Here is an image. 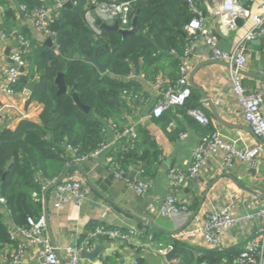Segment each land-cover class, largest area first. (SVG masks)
<instances>
[{
    "label": "crops",
    "instance_id": "0c3cea01",
    "mask_svg": "<svg viewBox=\"0 0 264 264\" xmlns=\"http://www.w3.org/2000/svg\"><path fill=\"white\" fill-rule=\"evenodd\" d=\"M8 1L0 0V4L6 7V17L2 27H5L4 23L6 24V19L11 22L13 19L16 29L25 24L28 26L34 39L45 43L48 37L38 32L34 22L26 18L23 12L18 11L19 5L24 4V2L22 0ZM261 1L241 0V3L257 13ZM223 3L224 0H199L200 8L204 11L205 23L218 41L219 48L231 50L238 35L246 33L249 30L251 19L249 17H240L237 19L238 27L233 28L229 22L231 16L222 10ZM51 4V0L45 1L46 6ZM9 16L12 17L10 18ZM13 47L12 43H4V45L2 43L0 53L9 56ZM247 55L249 62L244 70L264 75V35L248 43ZM211 59L214 58H212L209 48L196 41L195 47L190 50L189 57L184 62L187 63L191 72L197 64ZM160 66L166 69L165 73L158 75L160 79L159 85L161 81L165 85L171 83V75L177 76L180 73L169 61L162 60ZM231 72L232 70L227 67L211 63L198 71L194 77V81L197 85L203 87L210 98L215 101L219 114L224 120L236 125H248L241 111H239V103L233 92ZM1 77L2 75H0V81L3 79ZM123 79L133 82L132 91H134V94L126 95L123 101L125 103H120V110L123 114L115 120L112 119L110 122H107L105 132L103 133L106 147L102 154L96 159H90L80 164L88 173L90 179L112 201L118 203L121 208H118L112 202L110 204L108 200L95 191L96 193L90 194L81 204H78L74 197L70 195L67 203H64L61 208L55 209L52 205V197L56 187L49 192L51 231L57 252L62 256L65 264H69V259L64 252L65 247L75 245L84 246L82 253L86 251L91 252L98 245H105L94 261L82 257L81 254L80 264H172L176 261V254L180 252V249L174 245L175 241L188 243L193 246L195 257L203 255L204 251L208 250L200 238L195 239L198 237L181 241L176 238V235L169 233L164 232L156 236L152 231L147 232L144 228L140 227V222L131 215L132 213L139 217L150 219L170 230H175L181 225L178 219L162 217L158 213L152 212L150 207L155 206L157 209L161 207L164 199L171 192L167 176L168 171L171 168L188 170L194 151L203 143L202 139L205 134L202 130V125L200 126L186 112L187 109L184 107L170 109L160 117L151 115L152 107L159 97L158 91L160 90L157 80L153 81V78H148L143 73L136 72H132ZM259 82L260 80L256 78L244 76V85L249 90L253 89ZM26 90L28 92L23 91L15 94L2 93L0 103L10 102L17 105L19 110L26 112L27 119L40 123L43 105L34 100L28 102L31 91ZM200 96V103H202L201 93ZM208 110L205 109L207 114ZM209 112L210 116L213 117L210 110ZM213 119L216 122L214 128L220 136L234 143L238 148L246 149L257 143L259 144L258 139L251 131L230 127L220 123L214 117ZM20 121V119H15L6 126L15 129ZM128 126L136 127L139 137H142L143 132L149 134L151 142L155 145V149L159 151L158 160L151 163L147 174H142L141 166L133 165L131 167L129 176L131 181L137 180L149 184L148 191L143 194H138L126 179L117 177L110 167V163L115 158V155L127 143L125 140L117 139L116 129L122 130ZM182 133H186L184 139L180 136ZM144 147L148 148L149 145L144 144ZM236 166L235 170L223 171L216 168L213 162H210L209 167L203 170L199 176L182 183L177 192L178 196L192 208L197 201L199 203L201 196L210 183L215 181L192 224L198 220L200 221L202 218L201 214L204 211L230 204V201H233L236 205L235 210L243 211L245 208L244 201L253 198L249 193L240 190L230 177L224 176L220 178L224 173H231L242 182L264 192V178L263 181L257 180L256 174L250 170L247 163H238ZM73 172L80 181L86 183L81 170L76 168ZM260 172L264 174V152L261 156ZM41 197L43 200V192ZM194 209L192 208L191 210L193 211ZM89 224H95V229L81 240V236L86 232ZM101 225L108 228L132 227L139 230L143 229V235L132 238L125 243L115 242L107 235L96 233L97 227ZM47 236L50 238L48 228ZM248 237L249 235L245 233L241 234L237 229L229 230L224 239L223 249L228 250L232 247H237L240 243L245 245ZM16 248L17 241L13 243L0 242V264H9ZM171 248L178 250L170 258H167L166 254ZM12 264H41L38 247L32 243H28L24 256ZM193 264H196V262H193Z\"/></svg>",
    "mask_w": 264,
    "mask_h": 264
},
{
    "label": "trees",
    "instance_id": "16d2710c",
    "mask_svg": "<svg viewBox=\"0 0 264 264\" xmlns=\"http://www.w3.org/2000/svg\"><path fill=\"white\" fill-rule=\"evenodd\" d=\"M22 1L29 13L45 5L42 0ZM116 1H131V21L126 27H133L135 23L137 32L124 34L117 28L100 26L99 32L94 31L85 17V1L65 4L53 16L49 22L54 33L53 45L34 39L25 24L16 29L13 19L12 22L6 19L5 27L0 26L23 34L31 42V49L24 53L27 66L12 85V91H25L38 77L28 102L34 100L43 105L40 123L23 119L15 129L0 126V198L4 199L0 201L1 243L14 242L10 236L12 226H24L28 217L38 218L43 214L41 196L44 187L68 166L76 164L75 156L87 154L103 144V129L107 122L123 114L120 103H125L126 95L134 94L133 82L123 78L136 72L156 81L158 75L165 73L166 68L160 66L162 60L171 62L180 72L181 65L189 57L187 50L190 52L195 47V39L186 30L194 16L187 0ZM115 23L121 28V20L106 24L113 26ZM94 56L106 65L104 73L90 60ZM60 73L68 86V91L61 94L56 83ZM171 76V82L175 83L180 73ZM74 87L81 102L89 107L88 111L76 103L70 91ZM200 97L199 91L192 88L191 96L182 108H186L187 113L192 108L208 110L200 103ZM208 114L211 115L209 110ZM201 127L204 134L215 132L213 125ZM67 146L76 150L75 156L70 154ZM158 158L159 151L149 134L143 132L142 137L127 142L112 161L129 178L133 165L141 166L145 175ZM75 169L72 168L68 176ZM34 193L40 195L39 199ZM90 193L96 192L90 189ZM197 204L198 201L192 208ZM139 225L156 236L164 233L142 223ZM94 229L95 224H89L81 240ZM174 245L180 252L172 264H232L244 246L240 243L223 251L208 249L195 257L190 244L175 241Z\"/></svg>",
    "mask_w": 264,
    "mask_h": 264
},
{
    "label": "built area",
    "instance_id": "2783aa9c",
    "mask_svg": "<svg viewBox=\"0 0 264 264\" xmlns=\"http://www.w3.org/2000/svg\"><path fill=\"white\" fill-rule=\"evenodd\" d=\"M9 2L8 0H5ZM50 1V0H42ZM51 5H42L40 8L29 13L26 4H21L18 11L24 13L25 17L34 22L38 32L53 37L49 22L53 16L59 13L60 9L67 2L79 4L84 3L85 17L94 31L99 32L97 21L100 19L104 23H112L121 20L122 29H131L126 27L131 19L129 12L131 1L118 2L116 0H51ZM192 12L193 18L186 25L188 34L200 44L206 45L214 59H221L230 62L238 69H245L248 65L247 48L248 43L264 35V0H262L258 12L241 3V0H224L222 10L228 13L230 24L237 28V19L240 17H249L251 26L246 33L238 35L231 50H222L218 46V41L212 34L211 29L205 23L204 11L200 8L199 0H187ZM6 17V7L0 4V26H2ZM12 43L14 45L11 54L5 56L0 53V75L3 78L0 81V96L2 93L15 94L19 92L12 91V85L18 81L27 63L24 59V53L31 49V42L23 34L2 29L0 27V46ZM187 53L188 50H187ZM11 60V61H10ZM190 68L184 62L180 68L179 79L175 83L166 84L157 79L159 85V97L152 107L151 115L155 117L162 116L166 111L182 107L191 96V86L189 83ZM233 92L237 97L239 107L245 122L252 128L254 133L264 140V82L260 81L253 89L249 90L244 85V75L232 70ZM27 91V90H25ZM28 92V91H27ZM126 94V92H125ZM188 114L192 116L200 125L210 126L216 123L203 108L188 109ZM24 110H19L18 106L10 102L0 103V125H8L15 119H27ZM103 129V133L105 132ZM116 136L119 140H125L131 143L138 139V130L136 127L128 126L122 130L116 129ZM181 138L186 137L182 133ZM203 143L199 145L193 155V159L188 170H178L171 168L168 171V182L170 194L166 196L161 207L158 209L151 206L150 210L156 212L162 217L178 219L181 224L184 223L192 210L189 204L178 196V189L183 182L199 176L203 170L209 167L210 162L214 163L216 168L227 171L235 170L238 163H247L250 170L256 174V179L263 181L264 174H261V156L264 152L260 144H256L246 149L238 148L234 143L220 136L215 132L207 133L203 137ZM106 145L103 142L97 149L79 156H75L76 150L70 146L67 149L70 154L75 156V163L81 164L90 159H96L104 151ZM114 174L119 178H124L138 192L143 194L148 191L149 184L142 181H131L124 176V172L118 168L116 162L110 163ZM54 181V180H53ZM45 189V187H44ZM43 189V190H44ZM88 185L80 181L75 174L66 176L55 188L52 197V205L55 209L62 207L70 199V195L78 202L83 201L90 195ZM39 194L34 193V197L39 199ZM0 201H4L0 198ZM243 211L235 210L236 205L233 201L230 204L220 206L204 211L200 221L193 222L176 235L181 241L189 239H199L208 249L224 250V239L229 230L237 229L241 234L249 235L247 242L240 250L238 257L232 264H264V200L253 197L244 201ZM97 234H104L115 242H128L130 239L143 235V229L137 228H105L99 226L96 229ZM11 239L17 241V248L9 264L16 263L24 256L28 243L38 247L41 264H60L57 249L47 236V224L44 213L40 217H28L24 226H13L10 232ZM83 245L65 247V254L69 259V264H80Z\"/></svg>",
    "mask_w": 264,
    "mask_h": 264
},
{
    "label": "water",
    "instance_id": "95a60500",
    "mask_svg": "<svg viewBox=\"0 0 264 264\" xmlns=\"http://www.w3.org/2000/svg\"><path fill=\"white\" fill-rule=\"evenodd\" d=\"M71 4L70 2H67L66 5H69ZM97 24L100 26V27H112V28H117L119 29L120 31H122L124 34H130V33H135L137 32V27H136V24L134 23L133 27L131 29H121L119 24L118 23H115L113 26H109L107 25L106 23L102 22L100 19L97 21ZM46 44L48 45H53V38L52 37H48L47 41L45 42ZM76 57H80L79 54H76L75 55ZM92 62H94L97 67L100 69V71L102 73H104L106 71V65L103 64V63H100L97 59L96 56H94L93 58L90 59ZM219 64V65H222L224 67H227L233 71H237L239 72L240 74L244 75V76H249V77H253V78H256L262 82H264V75H260V74H254V73H251V72H248L244 69H238L235 65H232L230 62L228 61H225V60H221V59H211V60H208V61H204V62H201L199 64H197L191 71L190 73V76H189V83H190V86L191 88L193 89H196L198 90L201 95H202V104L208 108L213 117L219 121L220 123L224 124V125H227V126H230V127H234V128H242V129H246V130H249L251 131L255 136L256 138L258 139L259 141V144L263 147L264 149V140L261 139L260 137H258L254 131L252 130V128L248 125H236V124H232L230 122H227L226 120H224L220 114H219V111H218V107L215 103V101L213 99L210 98L209 94L207 93V91L197 85L194 81V77L195 75L198 73V71L200 69H202L203 67H205L206 65H209V64ZM38 82V78L32 80L29 85L27 86V89L29 91H33L36 83ZM56 83L59 87V91L58 93L61 94V93H65L68 91V86L66 85L65 81H64V77H63V74H59L58 77L56 78ZM71 93L73 94V97L76 101V103L78 105H80L85 111H88L89 110V107L84 105L81 100L79 99L78 97V94L76 93L75 91V87L72 88L71 90ZM78 168L79 170H81L84 178H85V181L86 183L89 185V187L96 191L100 196H102L103 198H105L106 200L112 202L115 206H117L118 208H121L120 205H118V203L112 201V199H110V197L104 192L102 191L89 177L88 173L82 168V166L80 164H73V165H70L68 166L63 172L62 174L57 178L55 179L53 182H51L49 185H47L43 191V213L45 215V218H46V224H47V228H48V233H49V236H50V240L52 242V244L54 245V247L56 246L55 245V241H54V238H53V235H52V231H51V226H50V211H49V192L54 189L69 173V171L72 169V168ZM224 176H227V177H230V179L234 182V184L240 189V190H243L247 193H249L250 195H252L253 197H255L256 199H259V200H264V192L258 190V189H255L254 187L248 185L247 183H244L242 182L240 179H238L237 177H235L233 174L231 173H224L220 178L224 177ZM215 182V181H214ZM214 182L210 183V185L207 187L206 191L204 192V194L201 196L200 200H199V203L198 205L195 207V209L192 211V213L190 214V216L188 217V219L182 223L177 229L175 230H170L162 225H159L153 221H151L150 219H147V218H142V217H139L137 215H134L131 213V215L137 219L140 223H142L144 226L146 227H149L151 229H155V230H160V231H163L165 233H169V234H172V235H177L179 234L182 230H184L186 227H188L192 222L193 220L197 217V215L199 214L203 204H204V201L207 197V194L210 190V188L212 187V185L214 184ZM105 245H98L93 251L91 252H83L82 253V257L84 258H88V259H91V260H96V258L98 257V255L101 253V251L104 249ZM56 248V247H55ZM178 249L176 248H171L169 249V251L167 252L166 256L167 258H170V256L176 252ZM58 258H59V262L60 264H65L62 256H60V254H58Z\"/></svg>",
    "mask_w": 264,
    "mask_h": 264
}]
</instances>
